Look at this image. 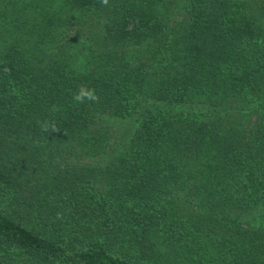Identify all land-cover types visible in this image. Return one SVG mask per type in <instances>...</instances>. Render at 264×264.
<instances>
[{
    "label": "trees",
    "instance_id": "1",
    "mask_svg": "<svg viewBox=\"0 0 264 264\" xmlns=\"http://www.w3.org/2000/svg\"><path fill=\"white\" fill-rule=\"evenodd\" d=\"M262 215L264 0H0V264H264Z\"/></svg>",
    "mask_w": 264,
    "mask_h": 264
},
{
    "label": "clouds",
    "instance_id": "2",
    "mask_svg": "<svg viewBox=\"0 0 264 264\" xmlns=\"http://www.w3.org/2000/svg\"><path fill=\"white\" fill-rule=\"evenodd\" d=\"M100 3L107 7L109 6V0H100ZM100 97L96 93V90L94 88H90L86 85H80L76 92L73 94V101L79 104L85 103V101L89 102H99ZM52 111L57 112L60 111V107L58 105L52 106ZM41 131L48 133L50 130L53 131H59V129L56 127L55 123L50 121H42L39 122Z\"/></svg>",
    "mask_w": 264,
    "mask_h": 264
},
{
    "label": "rangeland",
    "instance_id": "3",
    "mask_svg": "<svg viewBox=\"0 0 264 264\" xmlns=\"http://www.w3.org/2000/svg\"><path fill=\"white\" fill-rule=\"evenodd\" d=\"M118 127H121L118 125ZM123 127V126H122ZM257 219V222L261 225V226H264V215L260 216V218H256ZM259 219V220H258ZM254 220V219H253Z\"/></svg>",
    "mask_w": 264,
    "mask_h": 264
}]
</instances>
